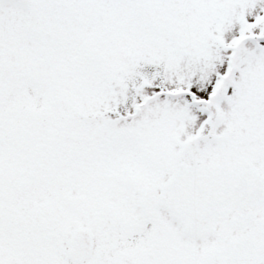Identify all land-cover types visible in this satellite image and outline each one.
Segmentation results:
<instances>
[{"label": "snow or ice", "instance_id": "1", "mask_svg": "<svg viewBox=\"0 0 264 264\" xmlns=\"http://www.w3.org/2000/svg\"><path fill=\"white\" fill-rule=\"evenodd\" d=\"M0 264H264V0H0Z\"/></svg>", "mask_w": 264, "mask_h": 264}]
</instances>
